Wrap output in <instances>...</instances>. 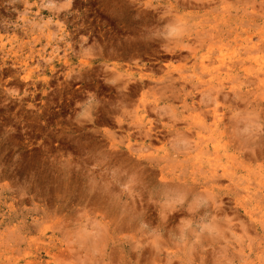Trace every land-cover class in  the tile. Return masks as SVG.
Listing matches in <instances>:
<instances>
[{
	"label": "rangeland",
	"instance_id": "1",
	"mask_svg": "<svg viewBox=\"0 0 264 264\" xmlns=\"http://www.w3.org/2000/svg\"><path fill=\"white\" fill-rule=\"evenodd\" d=\"M0 264H264V0H0Z\"/></svg>",
	"mask_w": 264,
	"mask_h": 264
},
{
	"label": "clouds",
	"instance_id": "2",
	"mask_svg": "<svg viewBox=\"0 0 264 264\" xmlns=\"http://www.w3.org/2000/svg\"><path fill=\"white\" fill-rule=\"evenodd\" d=\"M80 102H83V101H80Z\"/></svg>",
	"mask_w": 264,
	"mask_h": 264
}]
</instances>
